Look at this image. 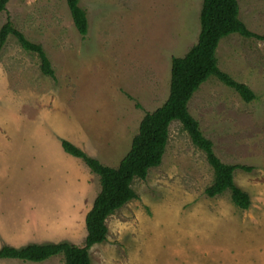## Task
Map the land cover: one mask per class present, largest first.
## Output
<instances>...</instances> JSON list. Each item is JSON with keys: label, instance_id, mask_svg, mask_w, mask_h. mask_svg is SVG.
Wrapping results in <instances>:
<instances>
[{"label": "rangeland", "instance_id": "374dc122", "mask_svg": "<svg viewBox=\"0 0 264 264\" xmlns=\"http://www.w3.org/2000/svg\"><path fill=\"white\" fill-rule=\"evenodd\" d=\"M255 38L231 34L217 48L219 69L249 87V103L217 78L188 104L216 157L237 169L247 210L226 192L209 198L206 155L178 121L161 164L136 179L137 198L110 216L92 264H264V0H237ZM203 0H80L89 32L76 30L66 0H9L10 21L42 46L54 78L16 38L0 47V248L69 242L83 247L85 217L99 177L66 154L67 140L117 168L146 114L170 93L171 67L197 44ZM64 264L63 255L40 262Z\"/></svg>", "mask_w": 264, "mask_h": 264}, {"label": "trees", "instance_id": "16d2710c", "mask_svg": "<svg viewBox=\"0 0 264 264\" xmlns=\"http://www.w3.org/2000/svg\"><path fill=\"white\" fill-rule=\"evenodd\" d=\"M8 1L0 0V12L5 11ZM66 2L76 30L86 38L89 25L87 13L80 7V0ZM231 34H239L245 38L256 37L240 20L237 0H203L197 44L184 57L172 60L168 100L156 111L145 115L138 134L132 140L130 151L117 168L105 166L71 142L61 140L64 152L81 159L100 181V192L85 217L87 236L83 247L69 242L33 243L21 248L5 245L0 248V259L40 263L63 255L64 264H92L90 249L105 242L108 234L107 219L137 198L133 189L134 181L146 179L149 170L161 164L169 139V129L174 121L180 122L192 143L205 153L213 169V182L206 188V195L214 198L229 192L233 204L247 210L250 206L249 195L235 185L234 174L237 169H250L221 162L213 151V143L203 135L199 123L188 109L193 95L210 77L217 78L225 86L236 91L247 103L255 99V94L249 87L236 82L218 67V45L223 38ZM10 35L16 38L24 51L37 54L41 72L54 78V70L42 46L28 40L10 21L0 30V47L5 45Z\"/></svg>", "mask_w": 264, "mask_h": 264}, {"label": "crops", "instance_id": "0c3cea01", "mask_svg": "<svg viewBox=\"0 0 264 264\" xmlns=\"http://www.w3.org/2000/svg\"><path fill=\"white\" fill-rule=\"evenodd\" d=\"M32 244H33V243H32ZM27 245H28V244H27ZM25 246H26V245H25ZM2 247H3V246H2ZM2 247H1V248H2Z\"/></svg>", "mask_w": 264, "mask_h": 264}]
</instances>
